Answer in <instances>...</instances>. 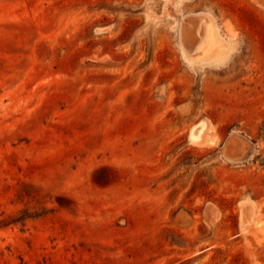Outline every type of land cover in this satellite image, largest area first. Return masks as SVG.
I'll list each match as a JSON object with an SVG mask.
<instances>
[{
	"label": "rangeland",
	"instance_id": "374dc122",
	"mask_svg": "<svg viewBox=\"0 0 264 264\" xmlns=\"http://www.w3.org/2000/svg\"><path fill=\"white\" fill-rule=\"evenodd\" d=\"M24 211L0 264H264V0H0Z\"/></svg>",
	"mask_w": 264,
	"mask_h": 264
},
{
	"label": "trees",
	"instance_id": "16d2710c",
	"mask_svg": "<svg viewBox=\"0 0 264 264\" xmlns=\"http://www.w3.org/2000/svg\"><path fill=\"white\" fill-rule=\"evenodd\" d=\"M3 215L4 213L0 214V230L8 228L9 226H12V225H17V224L24 225L28 219H32L36 217V216L29 214L27 211H24L18 217H11V216L5 217ZM20 264H26V263L21 262ZM38 264H42V263H38Z\"/></svg>",
	"mask_w": 264,
	"mask_h": 264
},
{
	"label": "bare ground",
	"instance_id": "6f19581e",
	"mask_svg": "<svg viewBox=\"0 0 264 264\" xmlns=\"http://www.w3.org/2000/svg\"><path fill=\"white\" fill-rule=\"evenodd\" d=\"M188 29V28H187ZM190 32V31H189ZM187 35V34H186ZM187 37V36H186ZM219 42V41H218ZM196 47V46H195ZM218 47V46H217ZM215 47V48H217ZM218 49V48H217ZM203 129L200 128L198 130H195L192 132L191 134V140H193L194 142H197L200 138H201V134H202Z\"/></svg>",
	"mask_w": 264,
	"mask_h": 264
}]
</instances>
